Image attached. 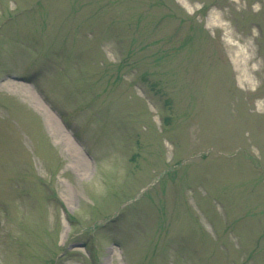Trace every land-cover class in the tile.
I'll use <instances>...</instances> for the list:
<instances>
[{"label": "rangeland", "instance_id": "rangeland-1", "mask_svg": "<svg viewBox=\"0 0 264 264\" xmlns=\"http://www.w3.org/2000/svg\"><path fill=\"white\" fill-rule=\"evenodd\" d=\"M185 3L0 0V264H264V0Z\"/></svg>", "mask_w": 264, "mask_h": 264}, {"label": "bare ground", "instance_id": "bare-ground-1", "mask_svg": "<svg viewBox=\"0 0 264 264\" xmlns=\"http://www.w3.org/2000/svg\"><path fill=\"white\" fill-rule=\"evenodd\" d=\"M184 4H186L185 3V0H181ZM213 12V11H212ZM211 12V13H212ZM211 17H212V19H211V22L212 23H214L215 25H221V26H223V23H222V20H221V18H220V15L219 14H217L216 12H213L212 14H211ZM243 53L244 54V52L242 51V49H239L238 50V53ZM243 61H247V57L246 56H242V59H241V62H240V65H242L243 66V64H244V62ZM243 69V68H242ZM243 71H244V74L246 75V71L243 69ZM3 86L5 87V88H8V89H11V88H18V89H20V91H25L26 93H30L32 90H31V87H29L28 86V84H25V83H21L20 85H15L14 84V82L13 81H11V80H8V81H6L4 84H3ZM29 96H32L35 100L37 99H39V97L36 95V94H34L33 92H31L30 94H29ZM40 100V99H39ZM38 100V101H39ZM48 115L50 116V120H53V121H55V117L52 115V114H50V113H48ZM57 127L59 128V130H62L63 128H61V126L59 125V123L57 122ZM64 130V129H63ZM71 146H74L75 148H76V145L74 144V142H72L71 141ZM77 149V148H76ZM82 159L83 160H85V157H83L82 156Z\"/></svg>", "mask_w": 264, "mask_h": 264}]
</instances>
